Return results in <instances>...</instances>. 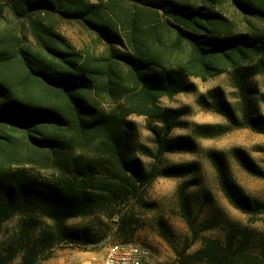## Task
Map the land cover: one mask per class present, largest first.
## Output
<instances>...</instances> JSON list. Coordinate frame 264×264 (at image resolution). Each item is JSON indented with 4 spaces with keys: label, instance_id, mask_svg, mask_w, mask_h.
I'll use <instances>...</instances> for the list:
<instances>
[{
    "label": "trees",
    "instance_id": "16d2710c",
    "mask_svg": "<svg viewBox=\"0 0 264 264\" xmlns=\"http://www.w3.org/2000/svg\"><path fill=\"white\" fill-rule=\"evenodd\" d=\"M217 1L2 0L0 233L19 217L25 240L46 219L61 240L73 244L81 234L63 225L102 215L117 219L119 234L129 238L139 217L155 209L146 193L158 178L199 171L196 163L167 170L154 163L146 169L132 156L135 128L129 118H146L157 152L143 147L141 152L157 161L164 153L196 149L190 137H171L186 111L161 105L163 98L193 92L190 79L206 82L227 73L246 104L249 82L264 77V33L236 31L213 7ZM227 1L241 14L264 21V0ZM63 24L85 32L82 48L62 33ZM198 103L228 122L196 126L199 138L242 127L264 135V116L244 109L239 119L221 88L199 96ZM233 155L245 172L264 179V169L245 151ZM209 158L221 174V159L214 153ZM187 186L180 189V201L184 219L193 225L185 207ZM242 197L246 201L234 206L247 215L246 225L225 228L213 217L205 230L217 228L223 237H204L193 253L185 247L174 264H264V234L252 228L264 225V202ZM50 229H42V244L53 242ZM14 255L8 251L5 261ZM22 264L36 261L26 257Z\"/></svg>",
    "mask_w": 264,
    "mask_h": 264
},
{
    "label": "rangeland",
    "instance_id": "374dc122",
    "mask_svg": "<svg viewBox=\"0 0 264 264\" xmlns=\"http://www.w3.org/2000/svg\"><path fill=\"white\" fill-rule=\"evenodd\" d=\"M213 7L234 23L236 31L264 33L263 20L241 14L229 1L218 0ZM7 26L9 29H18L16 23H7ZM61 31L78 48H82L88 41L85 32L76 25L63 24ZM190 81L195 85L193 92L181 93L171 99L163 98L161 105L186 111L171 137H190L196 145L193 152L164 153L157 161L143 155L142 147L157 152L153 135L146 128L145 117L129 118L135 128L132 156L141 159L146 169L154 163L161 170L187 163L199 165V171L194 175L185 178L160 177L149 187L146 198L154 203L155 209L139 217L138 230L133 236L125 238L119 234L117 219L110 220L97 215L72 219L63 225L66 231L81 234L82 237L77 238L73 244L61 240L54 224L46 219L41 220L39 230L31 231L24 240L21 236L20 218L16 217L7 222L0 233V264H22L26 257L34 259L36 264H90L104 257L110 247L130 242L141 243L150 250V264H174L185 247H189L187 253H193L202 246L204 237H223L222 231L217 228L205 230L213 217H217L219 225L225 228L246 225L247 215L235 208L234 203H244L246 199L242 196L249 201L264 202V179L245 172L233 153L235 150L245 151L264 169V153L261 152L264 149V135L249 127H242L224 136L199 138L194 130L198 125L228 124L225 117L204 109L198 103L199 96L206 95L214 88L223 90L226 100L234 106L239 119H242L244 109L249 114L264 116V77L256 76L249 82L246 104H243L227 73L206 82L195 78ZM210 153L221 159V174L210 160ZM184 185H188L184 192L185 207L193 225L184 219V206L180 201V189ZM48 226L56 236L53 242L42 244L41 231ZM252 228L264 234V225L254 224ZM49 243L53 244L51 248H47ZM33 247H36V253L30 256V249ZM8 251L15 253L11 262L5 261Z\"/></svg>",
    "mask_w": 264,
    "mask_h": 264
},
{
    "label": "built area",
    "instance_id": "2783aa9c",
    "mask_svg": "<svg viewBox=\"0 0 264 264\" xmlns=\"http://www.w3.org/2000/svg\"><path fill=\"white\" fill-rule=\"evenodd\" d=\"M150 250L138 242L116 244L104 257L90 264H150ZM82 264V263H69Z\"/></svg>",
    "mask_w": 264,
    "mask_h": 264
},
{
    "label": "crops",
    "instance_id": "0c3cea01",
    "mask_svg": "<svg viewBox=\"0 0 264 264\" xmlns=\"http://www.w3.org/2000/svg\"><path fill=\"white\" fill-rule=\"evenodd\" d=\"M101 259V258H100Z\"/></svg>",
    "mask_w": 264,
    "mask_h": 264
}]
</instances>
